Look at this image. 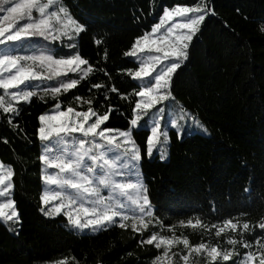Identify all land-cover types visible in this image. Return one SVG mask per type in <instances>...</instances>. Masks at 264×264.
<instances>
[{
	"label": "trees",
	"instance_id": "1",
	"mask_svg": "<svg viewBox=\"0 0 264 264\" xmlns=\"http://www.w3.org/2000/svg\"><path fill=\"white\" fill-rule=\"evenodd\" d=\"M63 2L75 18L87 22V30L76 38V48L63 46L68 43L66 40L50 47L58 56L79 52L89 60L93 72L77 88L60 95L64 101L61 108L66 109L71 102L77 111H85L88 104L72 97H95L93 108L100 112L108 107L114 109L104 126L126 130L138 97L132 95L137 82L125 69L138 65L124 52L131 48L135 38L158 22L162 6L198 0ZM210 3L216 14L207 16L201 24V31L191 42L186 64L177 70L172 81L176 100L197 117L207 133L184 134L180 139L176 131L170 130L166 159L154 155L149 159L144 155V182L164 227L153 222L143 236L146 238L152 231L183 235L192 245L203 242L230 249L233 246L227 240L240 239L241 233L243 239L254 244L261 234L258 222L264 218V32L259 27L264 22V0ZM96 39L102 43L96 44ZM98 68L105 69L107 75L96 71ZM92 83L115 87L118 92H109L104 99L106 89L92 88ZM15 104L19 115L5 114L0 109V163L13 168L12 199L21 224L16 235L0 222V264H52L64 258L72 264V257L79 264H152L162 250L139 244V233L115 226L97 234L79 235L66 228L62 215L53 218L40 212L45 206L40 201L44 183L38 160V118L53 110L55 101L50 96L41 100L38 95L29 103ZM9 116L19 126L16 131L8 124ZM146 135L134 132L145 151ZM196 218L209 227L187 226L189 219L195 223ZM228 218L240 226L235 232L225 228L217 237L211 225L223 226ZM243 222L250 224L249 230L242 228ZM172 225L175 227L169 231ZM235 248L240 255H234L227 264H239L246 251L240 244ZM182 250L183 245H174L170 252ZM189 259L190 264H207L206 253H192Z\"/></svg>",
	"mask_w": 264,
	"mask_h": 264
},
{
	"label": "snow or ice",
	"instance_id": "2",
	"mask_svg": "<svg viewBox=\"0 0 264 264\" xmlns=\"http://www.w3.org/2000/svg\"><path fill=\"white\" fill-rule=\"evenodd\" d=\"M215 14L210 0L162 6L158 22L151 25L150 31L135 38L131 48L124 52L125 57L134 58L138 65L125 69L137 82L132 95L138 97L125 130L104 126L114 109L108 107L100 112L93 108L95 97H72L76 102L88 104L85 111H77L71 102L66 109L61 108L64 101L60 100V95L77 88L93 72V67L79 52L58 56L50 46L66 38L70 43L63 46L76 48L75 40L87 30V22L75 18L63 0H0V47L5 49L0 52V89L4 90V95H0V109L5 114L19 115L20 110L13 102L29 103L38 95L41 100L50 96L55 101V114L44 113L38 118V160L45 185L40 201L45 206L59 201L53 207H41L44 216L63 215L66 226L80 234L85 230L95 234L115 226L139 233V244L154 245L162 250L152 264H180L181 261L190 264L192 253H206L207 264H227L234 255H240L235 248L237 244L246 249L239 264H264V218L258 222L261 234L254 244L243 239L241 233L240 239L227 240V244L233 246L230 249L203 242L192 245L183 235L168 236L152 231L146 238L143 236L153 222L164 227L163 221L156 216L157 209L143 179L141 162L144 155L151 159L155 151L162 160L165 159L170 129L176 131L178 138L184 136L180 121L191 119L207 133V128L197 117L176 100L172 81L177 70L186 64L191 42L201 31V24L207 16ZM259 27L264 32V22ZM41 40L45 43L39 44ZM95 43L102 41L96 39ZM21 50L26 54H21ZM96 71L107 75L103 68ZM69 73L76 75L72 77ZM91 87L105 88L104 99L108 98L109 92H118L117 88H108L102 83H92ZM5 96L10 99L6 100ZM166 110L170 119L166 118ZM145 117L147 120L141 124ZM8 124L13 131L19 127L11 116ZM136 131L147 133L146 151L135 139ZM4 142L8 141L5 139ZM49 169L55 171L49 172ZM13 176L12 166L0 163V198L4 199L0 202V221L7 225L8 231L18 235L21 217L12 199ZM52 185L56 186L55 190L50 187ZM246 191L250 193L251 189ZM180 223L184 224V221ZM187 226L209 227L199 218L195 223L189 219ZM239 226V222L234 223L231 218L225 219L223 226L211 225L216 229L217 237L225 228L235 232ZM174 227L170 226L169 231ZM242 228L249 230L250 224L243 222ZM174 245H183V250L170 252ZM173 257L178 260L174 261ZM52 264L70 262L64 258ZM72 264H79V261L72 257Z\"/></svg>",
	"mask_w": 264,
	"mask_h": 264
},
{
	"label": "rangeland",
	"instance_id": "3",
	"mask_svg": "<svg viewBox=\"0 0 264 264\" xmlns=\"http://www.w3.org/2000/svg\"><path fill=\"white\" fill-rule=\"evenodd\" d=\"M64 40H66V38L64 39ZM67 41V40H66ZM57 42H59V43H61L62 41H57ZM76 42V41H75ZM43 43H45L44 41H39V44H43ZM68 43H70L69 41H68ZM3 51H5V49L4 48H2V47H0V52H3ZM21 54H26L23 50H21ZM34 83H38V82H34ZM10 92L11 91H13V90H9ZM0 95H4V90H2V89H0ZM5 99L6 100H8V99H10V97H8V96H5ZM14 104L15 103H17V102H13ZM19 103H21V102H19ZM48 114H55V110L53 109V110H51L50 112H48ZM166 118H168V119H170L171 117H168L167 116V110H166ZM145 120H147V117H145L143 120H141V124H143L144 122H145ZM180 123L183 125V127H184V134H205L199 127H197L194 123H192V121H191V119H189L188 121H180ZM170 130H174V129H170ZM175 131V130H174ZM169 147V146H168ZM153 155L154 156H159L160 157V155H159V153L158 152H155L154 151V153H153ZM166 157H167V155H166ZM166 159V158H165ZM164 160V159H163ZM55 170H53V169H49V172H54ZM144 179V178H143ZM44 187H45V185L43 186V191H44ZM53 190H55V188H56V186L55 185H52V186H50ZM11 192H12V198H13V189L11 190ZM105 195L107 194L106 192L104 193ZM0 202H4V199L3 198H0ZM57 203H59V201H53L50 205H47V206H45V207H53V206H55V204H57ZM63 216V215H62ZM64 217V216H63ZM66 219V218H65ZM67 221V220H66ZM0 222H2L3 224H4V222L3 221H0ZM67 225V224H66ZM66 228L69 230V231H72V232H74V233H76V234H79V235H86V234H92V233H90V232H88V230H85V233L84 234H80V233H78V232H76V231H74V230H72V229H70V228H68L67 226H66ZM99 233V232H98ZM95 234H97V233H95ZM93 235V234H92Z\"/></svg>",
	"mask_w": 264,
	"mask_h": 264
}]
</instances>
